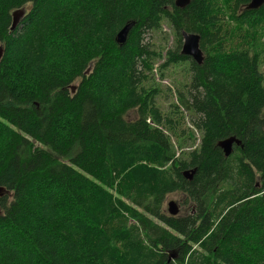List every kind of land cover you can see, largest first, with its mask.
I'll list each match as a JSON object with an SVG mask.
<instances>
[{
    "label": "trees",
    "instance_id": "1",
    "mask_svg": "<svg viewBox=\"0 0 264 264\" xmlns=\"http://www.w3.org/2000/svg\"><path fill=\"white\" fill-rule=\"evenodd\" d=\"M250 1L0 0V264H264V4ZM164 23L175 45L157 50L146 36ZM157 61H189L174 114L148 83ZM176 111L193 115L182 137L201 133L188 151Z\"/></svg>",
    "mask_w": 264,
    "mask_h": 264
},
{
    "label": "rangeland",
    "instance_id": "2",
    "mask_svg": "<svg viewBox=\"0 0 264 264\" xmlns=\"http://www.w3.org/2000/svg\"><path fill=\"white\" fill-rule=\"evenodd\" d=\"M30 7L28 5L26 7V10ZM145 42H150L151 47L154 49H161L164 48L165 50L169 48H174L175 45V35L173 33V30L169 27L167 23H164L162 26V29L159 30H153L152 32H148L146 36ZM261 70L264 73V56L261 59ZM162 61H157L155 64V71L153 74V79H151L148 83H154L155 86H159L161 88V94H159V97L156 99V103L160 107L161 111L169 114H174L175 112H172L175 102H177V95L179 92L186 90L189 82H190V65L189 61L178 63L175 65H171L167 69H164L161 73L159 70V66ZM178 115L182 118L181 123L177 124L176 132H173L171 134V138L174 142L176 140L183 141L185 143H189L187 147H185L183 150L188 151L192 148L193 142L196 141V144L199 143V138L201 136V133L199 131L194 130L195 138L194 139H185L181 136V133L184 132V135L188 136L190 133V130H193L192 126V118L193 115L187 111H176L175 116ZM129 119H134L137 116L136 111H131L129 113ZM174 116V117H175ZM258 186H260V183L258 182ZM3 196V195H2ZM183 199V195L180 193H171L166 198V211L168 212V204L170 201H176L178 204V207L181 210H183V207L181 205ZM183 212V211H182ZM1 213V210H0ZM169 213V212H168Z\"/></svg>",
    "mask_w": 264,
    "mask_h": 264
},
{
    "label": "water",
    "instance_id": "3",
    "mask_svg": "<svg viewBox=\"0 0 264 264\" xmlns=\"http://www.w3.org/2000/svg\"><path fill=\"white\" fill-rule=\"evenodd\" d=\"M191 0H175L177 7L183 8L190 3ZM264 4V0H251L247 6L249 9H256ZM26 12L24 9H18L13 13V21L11 29H15L21 20L25 17ZM135 25V22H128L116 35V41L119 44H124L127 40L130 30ZM183 44L181 53L190 56L198 64H202L204 60V53L200 47V35L196 33L183 32ZM4 54L3 47H0V60ZM73 90L75 87H72ZM242 142L236 136H230L226 139L220 140L218 146L223 150L224 155L229 157L234 151V145H241ZM195 173V169H188L183 172V175L188 179H192ZM4 188L0 187V196L4 194ZM1 210V208H0ZM179 207L176 201H170L168 204V212L170 215H177L179 213Z\"/></svg>",
    "mask_w": 264,
    "mask_h": 264
},
{
    "label": "bare ground",
    "instance_id": "4",
    "mask_svg": "<svg viewBox=\"0 0 264 264\" xmlns=\"http://www.w3.org/2000/svg\"><path fill=\"white\" fill-rule=\"evenodd\" d=\"M21 9V8H20Z\"/></svg>",
    "mask_w": 264,
    "mask_h": 264
}]
</instances>
